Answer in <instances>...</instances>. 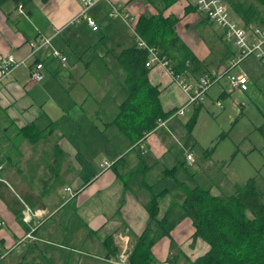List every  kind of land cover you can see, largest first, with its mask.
I'll return each instance as SVG.
<instances>
[{"label": "crops", "instance_id": "crops-1", "mask_svg": "<svg viewBox=\"0 0 264 264\" xmlns=\"http://www.w3.org/2000/svg\"><path fill=\"white\" fill-rule=\"evenodd\" d=\"M93 1L95 5L88 15L100 22L102 27L97 31L85 21L75 23L83 11L81 0H26L20 4L8 1L0 5V62L8 55L24 61L7 77L1 79L0 74V245H18L14 250L17 253H11L1 264H113L111 261L117 260L121 251L116 245L117 236L128 234L133 248L147 227L146 204L155 189L147 182L152 186L151 190L144 183L135 184L134 181L129 188L125 186L124 180L130 174L125 165L126 157L120 161L123 162L120 163L123 173L119 171L121 166H118V172L113 169L114 164L129 154V149L124 148L123 153L115 150L117 153L110 156L113 160L101 161L109 145L99 128L91 130L84 125V122L91 124L86 115L99 113L96 109L101 104L99 100L94 104L86 93L80 97L78 86L90 74L97 77V50L104 39L113 34L104 27L103 19H121L110 16L113 6L137 22L141 16L156 15L158 11L146 0ZM19 6H23L22 13ZM164 16L179 19L178 35L204 65L203 72H222L236 54L235 47L225 43L223 31L221 35L212 31L210 25L213 23L197 11L190 0L179 1L167 9ZM126 25L135 34L131 25ZM43 39H50V44L32 54L30 44L41 43ZM133 39L132 47L136 45L135 37ZM55 50L67 61L54 57ZM90 54L92 56L88 57ZM37 62L44 64L42 83L31 81V69ZM149 80L160 87L166 112L179 110L186 103V93L165 68L151 69ZM217 106H221L219 101ZM80 114L81 118H77ZM178 116L176 112L171 118ZM168 120L148 137L144 136L135 149L143 148L158 130L166 127ZM29 127L25 132L24 129ZM107 163L111 166H106ZM26 178L39 180L47 190L51 188L47 192L50 196L53 195L54 180L69 179L70 184L64 191L70 188L69 192L73 193L67 205L74 203L72 213L79 214L82 219L49 220L42 225V217H37L29 224L25 223L23 211L28 204L44 215L49 211L57 214L63 205L57 203L51 207L52 197L41 198L38 189L32 190L36 184ZM169 197L168 191L162 195L161 218L174 208L176 227L169 236L159 235L153 247L154 264H171V259H177L176 264H186L182 258L189 264L188 259L194 261L210 247L202 239L192 246L196 231L193 222L190 218H181L182 203L173 206ZM40 211L37 212L41 215ZM174 213L179 216L174 218ZM107 238L112 243L110 248L105 243ZM20 247L24 250H18Z\"/></svg>", "mask_w": 264, "mask_h": 264}, {"label": "rangeland", "instance_id": "rangeland-1", "mask_svg": "<svg viewBox=\"0 0 264 264\" xmlns=\"http://www.w3.org/2000/svg\"><path fill=\"white\" fill-rule=\"evenodd\" d=\"M235 1L244 4L245 9L258 6L259 3L255 0H233ZM259 9L264 11V7ZM200 13L205 17L202 12ZM95 22L99 28L102 27L100 22L96 20ZM103 25L113 31V34L108 35L97 50L99 55L95 58V65L99 69L98 72L95 70L97 77L90 74L78 86L81 89L80 97L86 93L94 104H97L96 100L101 104V107L96 109L99 113L94 116L86 115L93 127L84 122V125L91 130L99 128L105 143L109 145L101 161L105 163V160L108 162L113 160L114 158L110 156L117 153L115 150L123 153L124 148L129 149V154L124 156L125 165L129 168L128 172L130 171L128 180L134 181L135 184L145 182L152 184L155 194L168 191L170 204H183L186 198L185 189L196 187L209 190L212 195L230 199L234 196L236 185L243 186L249 179H255L258 191L263 194L264 203V61L251 56L243 61L240 69L234 70V73L242 71L248 73L251 79L248 92L232 90L227 75L219 83L214 84L209 92V98H206L198 112L192 131L188 124L195 115V106L190 107L182 116L170 118L166 127L158 130L146 141L147 144L143 148L135 149L137 143L113 123L119 114L120 105L128 97L126 73L119 56L124 50L133 46L135 34L121 19L112 21L104 18ZM129 25L133 27L134 21L132 20ZM210 26L212 31L222 34V30L217 25ZM91 56L90 54L88 57ZM206 73L202 70L198 77ZM217 101L220 102V107L217 106ZM89 112H91L90 105ZM78 117L81 118V114ZM59 121H62V118H59ZM96 134L101 137L98 131ZM144 151L146 153L142 155ZM97 152L98 150L93 154ZM189 155L193 158L190 165ZM135 166L140 167L135 169ZM119 168L123 173L122 164ZM26 179L36 184L32 186V190L38 189L41 198L47 200L52 197L54 203L51 207L57 203L63 204L57 214L56 211H49L46 215L28 204L34 212L40 211L41 215L38 213L33 218L42 217V225L49 220L52 222L65 218L75 221L82 219L79 214L72 213L74 203L67 205L73 193L64 191L70 184L69 179L54 180L52 196L47 195L51 188L45 189L39 180ZM178 216L179 214L174 213V218ZM196 242L197 240H194L192 246ZM18 250L22 251L24 247ZM15 253L17 250L12 255ZM181 260L187 264V259Z\"/></svg>", "mask_w": 264, "mask_h": 264}, {"label": "trees", "instance_id": "trees-1", "mask_svg": "<svg viewBox=\"0 0 264 264\" xmlns=\"http://www.w3.org/2000/svg\"><path fill=\"white\" fill-rule=\"evenodd\" d=\"M8 1L20 4L26 0H0V5ZM146 1L158 10V14L141 16L135 32L148 46L155 48L171 61L176 75L189 72L197 79L199 73L204 71V65L178 36V19L164 16V12L180 0ZM224 1L227 2L230 12L232 10V16L245 26H264V11L259 9L264 7V0H255L259 2L258 6L246 9L238 1ZM148 58V50H142L136 45L124 50L119 56L126 73L128 97L120 105L119 114L113 123L136 143L153 132L159 120L165 122L178 112L177 109L169 112L164 110L161 89L149 80L151 69L146 67ZM201 108L202 104L196 106L195 115L188 124L190 130L196 123ZM31 127L24 131L28 132ZM122 160L124 157L113 165L114 170L118 169ZM124 181L129 188L131 180ZM144 185L152 189V186L146 183ZM163 194L166 195L167 192L154 194L146 204L149 220L145 231L132 248L129 264H154L153 247L159 235L169 236L176 227V220H173L174 208L161 218ZM185 194L186 198L180 206L181 218H190L196 230L194 240L202 239L210 247L207 253L194 261L188 259L189 264H264V203L255 179H249L243 186L237 184L234 196L230 199L212 195L209 190L201 187L187 188ZM105 243L109 248L112 245L110 238ZM174 245L172 242L173 247ZM177 261L171 259L170 263L176 264Z\"/></svg>", "mask_w": 264, "mask_h": 264}, {"label": "built area", "instance_id": "built-area-1", "mask_svg": "<svg viewBox=\"0 0 264 264\" xmlns=\"http://www.w3.org/2000/svg\"><path fill=\"white\" fill-rule=\"evenodd\" d=\"M83 3V11L81 15L75 20V23L82 21L94 30L97 31L95 20L89 15L88 11L95 5L93 0H81ZM190 3L199 11L205 15V18L213 24H216L223 31V39L228 45H232L236 49V54L228 61L226 67L222 72H213L209 75H203L199 79L194 77L188 72L185 75H176L171 61L164 55H162L155 48L148 46L140 36L135 32V26L137 21L135 18H131L130 15L123 14V12L117 6L112 7L110 16L113 18H121L127 24L134 21L132 27L135 32L136 46L142 50H148L149 58L146 62V67L153 69L155 67H163L167 73L173 77L174 81L182 88L187 95L186 103L178 110L177 115L182 116L192 106H198L203 104L206 100L207 94L214 84L219 82L227 75L230 87L234 91H247L250 83L248 74L245 71L234 73V70L240 69L243 61L251 56H255L257 59L264 61V26H245L239 20L232 16L228 5L224 0H190ZM19 11L23 12V6H19ZM50 39H43L41 43L32 42V54L37 53L42 47L50 44ZM52 55L56 58H61L62 62H66L67 58L62 56V53L58 50L53 51ZM24 61H19L14 55H8L0 62V74L1 79L10 75L15 69L19 68ZM45 79L44 64L41 62L35 63L31 69V81L34 83H42ZM219 105L220 102H219ZM165 125L163 120H159L157 128ZM149 134H146L148 136ZM144 139V138H143ZM143 141V140H141ZM140 141V142H141ZM193 158L188 156V162L191 164ZM110 167L111 164H106ZM67 192L70 188H67ZM38 212H34L30 208L26 207L23 211V220L29 224L34 216H37ZM30 237V236H29ZM121 251L117 260H112L113 264H129V258L132 251L131 238L128 234H122L117 236V243ZM18 246V245H17ZM16 246V247H17ZM16 247H5L0 245V264L11 253L14 252Z\"/></svg>", "mask_w": 264, "mask_h": 264}, {"label": "bare ground", "instance_id": "bare-ground-1", "mask_svg": "<svg viewBox=\"0 0 264 264\" xmlns=\"http://www.w3.org/2000/svg\"><path fill=\"white\" fill-rule=\"evenodd\" d=\"M25 207H28V208H29V206H27V205H26ZM30 209H31V208H30ZM31 210H32V209H31ZM9 248H10V247H9Z\"/></svg>", "mask_w": 264, "mask_h": 264}]
</instances>
